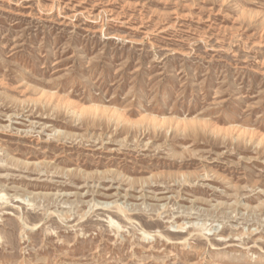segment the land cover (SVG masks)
<instances>
[{
    "label": "rangeland",
    "instance_id": "obj_1",
    "mask_svg": "<svg viewBox=\"0 0 264 264\" xmlns=\"http://www.w3.org/2000/svg\"><path fill=\"white\" fill-rule=\"evenodd\" d=\"M0 264H264V0H0Z\"/></svg>",
    "mask_w": 264,
    "mask_h": 264
},
{
    "label": "bare ground",
    "instance_id": "obj_2",
    "mask_svg": "<svg viewBox=\"0 0 264 264\" xmlns=\"http://www.w3.org/2000/svg\"><path fill=\"white\" fill-rule=\"evenodd\" d=\"M120 210V209H119ZM148 235V234H147Z\"/></svg>",
    "mask_w": 264,
    "mask_h": 264
}]
</instances>
